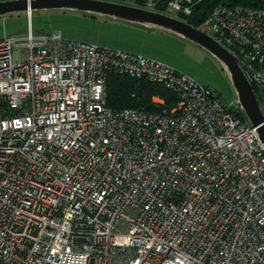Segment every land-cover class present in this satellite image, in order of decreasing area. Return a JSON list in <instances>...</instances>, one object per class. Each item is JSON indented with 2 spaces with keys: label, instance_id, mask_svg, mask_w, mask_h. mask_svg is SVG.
<instances>
[{
  "label": "built area",
  "instance_id": "2783aa9c",
  "mask_svg": "<svg viewBox=\"0 0 264 264\" xmlns=\"http://www.w3.org/2000/svg\"><path fill=\"white\" fill-rule=\"evenodd\" d=\"M171 2L189 15L199 3ZM209 21L264 104V9ZM112 74L178 100L162 113L115 110ZM0 264H264L256 128L157 59L31 31L0 40Z\"/></svg>",
  "mask_w": 264,
  "mask_h": 264
},
{
  "label": "rangeland",
  "instance_id": "374dc122",
  "mask_svg": "<svg viewBox=\"0 0 264 264\" xmlns=\"http://www.w3.org/2000/svg\"><path fill=\"white\" fill-rule=\"evenodd\" d=\"M9 1L24 0H0V3ZM171 1L173 0H169L167 4L163 5V0H156V4L159 6L151 3H147L146 6L144 2L137 0L131 5L191 24L187 20L189 14L175 7ZM28 13L29 11H20L0 16V39H19L33 31L35 35H42L41 37L58 35L65 41H87L109 48L130 50L127 52L157 59L189 75L201 85L215 92L226 105L237 110L240 117H246L244 111L239 110L240 104L224 65L208 51L190 40L158 28L78 9L35 8L31 10V20L27 16ZM213 18L214 16L202 20V24L191 25L222 44L215 26L209 21ZM207 21L209 22L206 23ZM223 46L233 51L237 56L239 55V50L234 46ZM252 87L259 96L257 98L263 110L262 91L257 85H252ZM153 103L155 102L153 101ZM165 109L164 107L159 108L158 111L157 108L158 112L156 113H162Z\"/></svg>",
  "mask_w": 264,
  "mask_h": 264
},
{
  "label": "water",
  "instance_id": "95a60500",
  "mask_svg": "<svg viewBox=\"0 0 264 264\" xmlns=\"http://www.w3.org/2000/svg\"><path fill=\"white\" fill-rule=\"evenodd\" d=\"M27 1L28 0L0 3V16L12 14L14 12L27 11ZM46 7L78 9L158 28L181 36L202 47L224 65L237 95L238 103L251 125L256 128L259 140L264 145V114L251 84L254 77L251 72L242 66L237 57L233 56L209 35L179 19L133 6L111 3L105 0H32L31 2L32 10Z\"/></svg>",
  "mask_w": 264,
  "mask_h": 264
},
{
  "label": "trees",
  "instance_id": "16d2710c",
  "mask_svg": "<svg viewBox=\"0 0 264 264\" xmlns=\"http://www.w3.org/2000/svg\"><path fill=\"white\" fill-rule=\"evenodd\" d=\"M167 4L169 0H163ZM199 3L193 9L187 20L191 24H202V20L216 15L217 9L234 8L236 5L264 9V0H196ZM220 15V14H218ZM184 18V16H182ZM108 106L115 110L133 108L149 113L159 111L152 99L158 96L164 101V108H171L177 95L173 94L165 86L150 83L148 80H137L127 76L110 75L108 81ZM257 91V90H256ZM257 94V93H256ZM258 96V94H257ZM259 97V96H258ZM159 104V103H158ZM158 108V111H157Z\"/></svg>",
  "mask_w": 264,
  "mask_h": 264
},
{
  "label": "crops",
  "instance_id": "0c3cea01",
  "mask_svg": "<svg viewBox=\"0 0 264 264\" xmlns=\"http://www.w3.org/2000/svg\"><path fill=\"white\" fill-rule=\"evenodd\" d=\"M105 1H108V0H105ZM31 0H28L27 1V4H28V9H27V11H29V13L27 14V16H28V18H29V20H31L30 18L32 17V13H31V10H32V8H31ZM109 2V1H108ZM88 12V11H87ZM28 35V34H27ZM27 35H25V36H23V38H26L27 37ZM32 35L35 37V36H37V37H40V36H42V35H35L34 33H33V31H32ZM49 37H52V36H55V35H48ZM0 40H2V39H0ZM84 42V41H83ZM85 42H87V41H85ZM87 43H90V42H87ZM91 44H94V43H91ZM97 45V44H96ZM119 49V48H118ZM122 50H125V49H122ZM127 51H130V50H127Z\"/></svg>",
  "mask_w": 264,
  "mask_h": 264
},
{
  "label": "bare ground",
  "instance_id": "6f19581e",
  "mask_svg": "<svg viewBox=\"0 0 264 264\" xmlns=\"http://www.w3.org/2000/svg\"><path fill=\"white\" fill-rule=\"evenodd\" d=\"M122 5H127V4H122ZM127 6H132V5H127ZM134 7V6H133ZM138 8V7H137ZM142 9V8H141ZM145 10V9H144ZM216 41V40H215ZM217 42V41H216ZM218 43V42H217ZM219 44V43H218ZM221 45V44H220ZM222 46V45H221ZM223 47V46H222ZM226 49V48H225ZM227 50V49H226ZM227 51H229V50H227ZM232 54V53H231ZM233 55V54H232ZM234 56V55H233ZM246 70H248V69H246ZM249 71V70H248ZM249 72H251V71H249ZM251 74H252V72H251ZM253 75V74H252ZM160 104V103H159ZM261 110H262V108H261ZM262 112H263V110H262ZM263 114H264V112H263ZM257 132V131H256ZM258 134V133H257Z\"/></svg>",
  "mask_w": 264,
  "mask_h": 264
}]
</instances>
